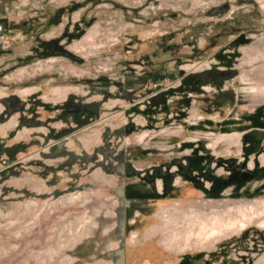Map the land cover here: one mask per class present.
Masks as SVG:
<instances>
[{
    "label": "rangeland",
    "instance_id": "1",
    "mask_svg": "<svg viewBox=\"0 0 264 264\" xmlns=\"http://www.w3.org/2000/svg\"><path fill=\"white\" fill-rule=\"evenodd\" d=\"M58 11L62 13L59 17ZM0 26V100L9 93L22 99L37 94L54 105L68 99L100 106L102 112L94 115V123L76 133L81 139L92 137V141L86 140L91 147L102 141L106 128L133 123L136 128L125 135L122 147L127 148L138 172L151 173L155 165L189 155L197 147L215 157L237 158L248 169L256 162L264 165V146L260 153L246 156V131L236 126L250 125L244 116L256 111L259 97L264 100V82L254 80L258 72H264V46L245 60L242 52H234L238 42L230 40L238 37L241 44L258 37L264 40V0H0ZM209 69L231 71L220 83L227 81L229 87L237 83L234 91L243 93L235 109L234 105L224 115L223 111L206 110L200 101L203 93H191L186 117L179 120L171 113L163 119L154 112L152 116L159 122L147 126L151 119L145 110L153 106L151 97L165 92L177 100L175 89L184 76ZM144 77L150 78L149 83ZM156 79L161 82L159 88ZM204 88L202 92L209 93L216 86L208 83ZM40 110L47 117L48 112ZM76 137L70 136L69 145L80 151L73 143ZM185 142L193 146L184 149L181 145ZM84 171L80 165L74 166L76 175ZM171 171L170 194L137 201L142 207L128 213L127 264H194L199 253L203 264H216L215 251L229 252L230 257L225 255L220 264H249L253 260L259 264L258 258L264 257V189L254 192L263 187L264 179L252 180L240 189L230 186L221 197L211 198L177 174L176 166ZM19 173L5 182L0 174L2 206L35 201L20 190L25 175ZM215 174L228 175V171L216 167ZM71 176H65L70 178L66 185ZM62 178L58 176L57 181ZM166 182V178H158L155 190L162 192ZM74 185L75 191H64L55 200L65 203L71 199L75 219L90 215L87 224L92 226L98 208L106 207L114 212L112 220L118 225L120 215L112 207L121 211L126 206L125 199L110 190L117 187L113 176L93 174ZM99 201L102 207L95 206ZM194 226L200 227V235L187 242L182 235L179 243L166 246ZM212 227L217 231L208 235ZM20 230L11 229L14 243L19 242ZM34 230L29 229L27 236ZM115 231L119 226L113 230L114 236ZM115 237L106 244V251L119 247ZM21 263L17 253L0 258V264Z\"/></svg>",
    "mask_w": 264,
    "mask_h": 264
},
{
    "label": "flooded vegetation",
    "instance_id": "2",
    "mask_svg": "<svg viewBox=\"0 0 264 264\" xmlns=\"http://www.w3.org/2000/svg\"><path fill=\"white\" fill-rule=\"evenodd\" d=\"M202 80L201 77L197 79L199 82ZM209 83L214 84L216 88L211 89L209 93H204L202 91L205 90V85H201V92L199 93H203L200 101L206 110L224 111L225 108L230 109L235 105V86L229 87L227 81L224 83L211 81ZM190 95L192 96V94ZM0 102L4 106L0 113V126L14 118L17 120L15 127L10 129L6 136H0V158L3 157L0 160V165L3 166L0 169L2 182L9 180L18 172H22L19 174L25 175V178H32L31 174H35L33 172L35 167L47 175L66 170V173H72V181L66 188H56L54 194L59 195L64 191H74L75 181L87 178L95 171L111 175L114 177V183L117 184V187L110 189L111 192L121 196L122 200L125 199V238L131 231L128 213L142 207V205L137 204V201H143L150 196L154 200L156 194L164 193L169 188V184L166 182V187L164 184L162 192L156 191L155 185L160 177L156 178L149 172L135 171V167L128 157L127 148L122 147L125 135L133 132L136 128L133 123L127 122L125 125L114 129L106 128L102 133V141L88 149L84 146L83 139L76 137V133L81 131L82 126L86 127L85 125L90 126L94 123L93 121L96 119L94 115L102 112L100 106L68 99L63 103L54 105L52 102L38 98L37 94L22 99L16 93L5 95ZM40 109L48 112L47 117L42 115L43 112ZM167 110L168 108L161 113L163 119L170 115L166 112ZM149 118L151 125L147 126L153 127L154 123L159 122L156 117L151 116ZM59 121H64L65 124L58 126ZM20 133H25L26 137L16 140ZM70 136L76 137L73 138V143L79 147L80 151H76L69 145ZM61 141H64V144L60 149L58 145ZM60 158L63 159L60 163L49 164L45 162L46 159ZM75 165H80L86 171L76 175L74 172ZM37 174L39 175V173ZM134 178H136L135 181ZM20 190L25 196L27 194L35 196L36 194L34 189L26 186ZM128 199L130 203H126ZM119 205L122 208V202ZM121 247L125 248L126 255L127 245L121 244ZM145 252L148 251L145 250Z\"/></svg>",
    "mask_w": 264,
    "mask_h": 264
},
{
    "label": "crops",
    "instance_id": "3",
    "mask_svg": "<svg viewBox=\"0 0 264 264\" xmlns=\"http://www.w3.org/2000/svg\"><path fill=\"white\" fill-rule=\"evenodd\" d=\"M230 40L232 42H238L234 43L236 45H234V52H242V59L245 60L258 52H261L264 46V40L260 37L248 44H241V42H239L240 38L238 37H234ZM258 73L259 76L255 77V82L257 83L258 79L261 83L264 82L263 70ZM242 83L245 82L242 81ZM238 88H240V86ZM242 95L243 93L236 89V103L233 109L238 106ZM256 102L253 111L264 104V100L260 97ZM0 106L1 113L4 108L1 102ZM16 123L17 120L14 118L12 121L2 124L0 126V136H6L7 132L15 127ZM240 125L244 124L241 123L236 126L238 127ZM253 129L254 128H248L240 131L249 132ZM25 137V133H20L16 140H21ZM88 139L92 141V137ZM88 139H83V144L87 149L92 145L89 144V141L86 143V140ZM186 144L187 142L183 143L181 146L186 149L188 147ZM62 160L63 159L61 158L46 159L45 162L53 164L60 163ZM33 172H35V174H31L32 178H25L24 183L22 182L20 188L26 186L34 189L36 193L34 196L35 201L28 202V200L25 199L24 201H21L22 203L19 202L13 207H11V205L2 206L0 204V228H2V236H0V258L4 259L11 253H17L19 260L22 262L21 264H115L117 257L111 254L122 248L121 244H126V238L124 237L126 227L125 209H123L124 211H118L117 208L112 207V209L120 215L117 218L118 225H116V222L114 224L112 220V217L115 215L114 212L111 210L108 212V209L102 207L103 205L101 204V201H99L95 206L97 205L98 207L105 209L98 208L99 213L97 217H95V220L90 221L94 224L89 226L87 222L91 219L90 215L88 216V219L86 216H80L78 219H75L74 206L73 204H70L71 199L67 198L65 203H58V200H55V198L58 197V194H54L56 188L63 189L68 187L66 183L69 182L70 178H65L68 173L60 171L47 175L43 174L44 172L37 167L34 168ZM37 173H39V175ZM93 174H99V176L104 174L106 177L111 176L102 173L101 171H95ZM58 176H64V178H62L61 181H57ZM61 184L65 185L63 186ZM89 207L88 209H90ZM59 212L63 214H59ZM117 226H119V231H115V236L117 235L120 245L116 249L106 251V244L112 242L113 238H116L112 233ZM76 227L78 229L77 231ZM15 228L21 229L19 232L20 238L18 243H14L12 239L13 237H10L12 232L11 229ZM81 228H83L82 231ZM29 229L35 230L28 237L27 233ZM59 229L61 230L59 231ZM54 232H56V234H54ZM58 234L60 236H58ZM213 254L217 260L216 264H220L221 260L225 258V255H227L228 258L230 257L229 252L224 253L215 251ZM202 255V253H199L194 256V264H203ZM127 258L128 256L126 254L125 264H127ZM181 258L182 257H180L179 260H181ZM256 261L257 260H253V262L249 264H254ZM258 262L259 264H264V257L258 258Z\"/></svg>",
    "mask_w": 264,
    "mask_h": 264
},
{
    "label": "trees",
    "instance_id": "4",
    "mask_svg": "<svg viewBox=\"0 0 264 264\" xmlns=\"http://www.w3.org/2000/svg\"><path fill=\"white\" fill-rule=\"evenodd\" d=\"M74 8V6L71 7V10ZM57 14V17H59L62 13L58 11ZM54 18L53 16L50 20L53 21ZM76 36L79 35L77 34ZM230 73L231 71L228 69H209L204 72H194L186 75L183 77L181 85L175 89V92L179 94L177 100L170 99V95H167L165 92H159L158 95L151 97L153 106L147 111L145 110V114L151 117L153 115L152 113L161 114L163 110L168 108L166 112L169 114L172 113L174 118L178 116V119L181 120L186 117V108L191 105V93H200L201 85H206L211 81L219 83ZM200 77L203 78L201 82L197 81ZM143 79H145L147 83L150 81L149 77H144ZM154 82H156L158 88L161 86L160 80L158 81L156 79ZM182 109L185 110L182 111ZM244 118L250 121V125L247 127L240 125L238 128L240 130L254 128L244 135V153L246 156H250L253 153L258 154L263 151L264 146L262 145L264 144V106L258 107L254 113L245 115ZM168 122L170 123L171 119L168 120ZM186 145L190 147L193 146L191 143H187ZM213 165H215L214 168ZM174 166L177 167V174L193 182L196 188L204 190L206 195L211 198L221 197L224 190L230 186L236 185V188L240 189L252 180L264 179V166L259 165L257 162L253 169H248L247 164L239 162L237 158L215 157L210 153H201V149L197 147L194 148L193 152L189 155L155 165L150 169L154 177H167L169 188L165 190L164 195L170 194L173 191L172 183L174 180V173L171 169ZM216 167H224L228 171V175L215 174ZM207 182L210 183L208 187H206ZM261 189H264V185L263 187H259L254 193H258Z\"/></svg>",
    "mask_w": 264,
    "mask_h": 264
},
{
    "label": "bare ground",
    "instance_id": "5",
    "mask_svg": "<svg viewBox=\"0 0 264 264\" xmlns=\"http://www.w3.org/2000/svg\"><path fill=\"white\" fill-rule=\"evenodd\" d=\"M177 219V218H176ZM175 219V221H177ZM217 227H212V228H210L209 229V234L208 235H212V234H214V233H216V231H217V229H216ZM181 229V228H180ZM199 229H200V227H198V226H194V229L193 230H190L189 229V231H184L183 233H181V235L180 236H178V237H176V238H174V239H170L169 241H168V243L166 244V246L167 247H172V246H174V244H177V243H179L181 240H182V235H185V241L187 242V241H190L189 240V237H193V236H196V235H200L201 234V229H200V231H199ZM182 230V229H181Z\"/></svg>",
    "mask_w": 264,
    "mask_h": 264
},
{
    "label": "water",
    "instance_id": "6",
    "mask_svg": "<svg viewBox=\"0 0 264 264\" xmlns=\"http://www.w3.org/2000/svg\"><path fill=\"white\" fill-rule=\"evenodd\" d=\"M233 86H237V83H234ZM229 108H225V110L223 111V115L225 114V112L228 110ZM64 144V141H61L58 145V147L61 149L62 146ZM111 255L116 256V263L115 264H125V248L122 247L118 250H116L115 252H113Z\"/></svg>",
    "mask_w": 264,
    "mask_h": 264
},
{
    "label": "built area",
    "instance_id": "7",
    "mask_svg": "<svg viewBox=\"0 0 264 264\" xmlns=\"http://www.w3.org/2000/svg\"><path fill=\"white\" fill-rule=\"evenodd\" d=\"M0 29H2V27L0 26Z\"/></svg>",
    "mask_w": 264,
    "mask_h": 264
}]
</instances>
